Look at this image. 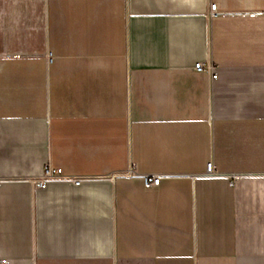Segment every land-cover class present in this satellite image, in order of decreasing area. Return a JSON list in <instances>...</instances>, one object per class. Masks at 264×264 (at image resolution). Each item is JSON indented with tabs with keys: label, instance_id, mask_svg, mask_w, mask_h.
I'll return each instance as SVG.
<instances>
[{
	"label": "crops",
	"instance_id": "1",
	"mask_svg": "<svg viewBox=\"0 0 264 264\" xmlns=\"http://www.w3.org/2000/svg\"><path fill=\"white\" fill-rule=\"evenodd\" d=\"M3 259L264 264V0H0Z\"/></svg>",
	"mask_w": 264,
	"mask_h": 264
},
{
	"label": "built area",
	"instance_id": "2",
	"mask_svg": "<svg viewBox=\"0 0 264 264\" xmlns=\"http://www.w3.org/2000/svg\"><path fill=\"white\" fill-rule=\"evenodd\" d=\"M217 13V5L216 3H211L210 5V15H214ZM195 69L197 71H204L207 70L212 74V79L216 80L219 76L218 69L213 64H205L203 62H198L195 65ZM135 171L133 169H130L125 174L126 175H133ZM218 171L216 169V166L213 161H210L207 163L206 173L204 176L211 177L218 175ZM161 175L158 174H152V175H145L144 176V183L147 186H158L161 182ZM61 180H69L72 181L75 184H80L82 182V179L79 178H72L67 177L63 173L62 168H55L51 164H47L42 175L34 181V185L36 188H45L49 182L52 181H61ZM0 263H7V260L3 259L0 260Z\"/></svg>",
	"mask_w": 264,
	"mask_h": 264
}]
</instances>
